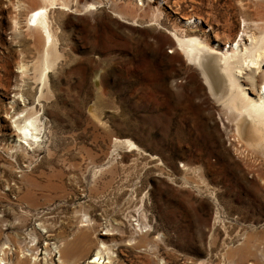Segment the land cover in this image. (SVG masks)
I'll use <instances>...</instances> for the list:
<instances>
[{
    "label": "rangeland",
    "instance_id": "374dc122",
    "mask_svg": "<svg viewBox=\"0 0 264 264\" xmlns=\"http://www.w3.org/2000/svg\"><path fill=\"white\" fill-rule=\"evenodd\" d=\"M52 1L0 0V257L89 264L104 242L111 264H264V146L170 48L179 29L242 46L245 27L264 29V0ZM45 6L47 82L45 34L29 26ZM26 110L34 142L14 127Z\"/></svg>",
    "mask_w": 264,
    "mask_h": 264
},
{
    "label": "bare ground",
    "instance_id": "6f19581e",
    "mask_svg": "<svg viewBox=\"0 0 264 264\" xmlns=\"http://www.w3.org/2000/svg\"><path fill=\"white\" fill-rule=\"evenodd\" d=\"M55 1L56 0H53L51 5H54L56 3ZM94 7V4H89L87 6V8L92 11L96 9ZM183 18L189 21L187 17ZM29 20V23L32 22V24L29 25L30 27H37L45 34L46 47L45 51L42 53L40 70V77L44 82L48 77L47 74L54 67L53 55L57 50H54V41H56V38L54 40L48 24L47 7L32 12V16ZM179 31L174 30V33L171 35L173 42L170 48L174 49V53H179L184 58L187 66H193L196 72L201 75L206 85L209 86L208 90L210 89L216 98L217 95L221 93L219 97L224 99L223 105L226 112H228V115L231 117V123L235 126L234 131H237V134H243V132L246 133V131H249V141L257 145L260 143V145L263 144L264 146V29L259 35H256L254 33H248L247 27H245L243 35L247 34V40L243 38V35L241 36L245 43L241 46L240 42H237L235 45L233 44L234 42H232L229 50L225 51L214 46V44L202 41L201 38L197 37L198 34L193 33V31ZM262 73L263 78L259 79L258 75L261 76ZM260 80L261 83H259ZM245 84L249 86L246 87ZM35 111L36 113L30 112V114L29 111H27L28 115L24 117L18 115V117L14 119V127L19 134V138L26 142L36 139L37 136L35 132L38 134V131H40L38 125H36L40 115L37 116V110ZM238 138L239 137H237V140ZM244 141H246V138ZM127 143L130 146H134L130 141H127ZM21 144L26 143L21 142ZM130 148L133 149V147ZM88 226L89 225L82 224V227H85V229L87 227L86 230H91ZM86 230H81L80 234H78L79 236L76 235L71 242L64 243V247L59 251L61 254L60 259H62L64 255L69 262L73 261L74 257L77 255L79 246L86 241V238H89L88 231ZM6 249L9 248L7 246L3 248L2 251H5L3 255L6 253ZM111 252V247L101 242V246L91 258L92 261H89V264H111L113 261V256H111L113 253ZM28 256H31V262L33 264H37L39 258L36 256L34 257L31 253L23 254L21 259H18L17 262L13 264H26L29 258ZM44 260L45 264H49L47 258ZM8 263L10 262L7 260V257H0V264ZM61 263L66 264V259H62Z\"/></svg>",
    "mask_w": 264,
    "mask_h": 264
}]
</instances>
